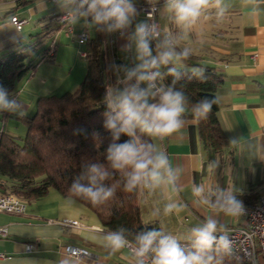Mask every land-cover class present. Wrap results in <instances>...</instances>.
<instances>
[{
    "label": "crops",
    "instance_id": "obj_1",
    "mask_svg": "<svg viewBox=\"0 0 264 264\" xmlns=\"http://www.w3.org/2000/svg\"><path fill=\"white\" fill-rule=\"evenodd\" d=\"M140 2L132 0L136 14L131 24L120 29L117 35L112 58L114 74L109 77L108 90H123L136 82L135 78L127 79V72L140 63L135 29L138 24L146 23L139 10ZM60 4V0L58 3L0 0V59L17 47L30 46L29 37L40 28L43 31L39 34L50 31L49 38L44 39L50 44L44 54L54 48L50 58L43 56L38 64L33 63L35 70L21 78L16 83L15 93L7 96L16 101L18 107L0 109V131L24 135L27 127L16 116H32L40 96L72 91L86 74V59L78 54L83 58L79 60L75 51L64 43L77 40L76 35L67 34L65 26L54 18L65 12L59 8ZM209 9L210 15L200 16L195 24L184 28L176 23L175 13L169 11L167 5L162 6L158 15L162 35L152 51L155 56L157 45L166 39L173 40L176 52L189 51L187 58L162 65L161 73L170 68L198 70L200 65H210L222 76L217 90V116L229 139L225 153H216L205 146L197 119L188 115L190 110L185 105L184 124L178 132L167 137H152L156 151L163 152L168 159L173 183L155 188L140 187L137 196L143 220L156 223L162 234L183 242L193 241L192 230L203 227L209 219L217 222V228L243 224L242 215L228 216L213 207L221 192H231L235 197L242 195L251 204L264 192V0H220L219 7L216 0H211L202 12ZM221 9L223 15H219ZM13 15L26 19L22 28L12 23ZM87 19L93 20L91 15ZM98 25L90 28L89 23L82 21L79 26L74 23L73 27L75 33L88 29L93 36ZM209 25L212 28L208 32L205 26ZM105 31L109 42L106 28ZM209 33L214 38L207 45ZM82 47L86 50V44ZM140 87L147 85L141 83ZM60 89L65 90L56 93ZM196 187L204 189L201 196L193 194ZM169 204L175 207L171 213H165ZM63 218L78 219L89 227L76 228L57 222ZM51 219L54 222H50ZM2 225L7 227L8 234L0 236V253L6 255L0 257V264H136L129 247L113 253L105 246L103 236L111 231L93 211L55 189L26 203L23 213L0 212ZM27 243L35 244L30 252L26 250ZM66 245L87 248L96 258H74L66 252ZM258 264H264L263 257L258 258Z\"/></svg>",
    "mask_w": 264,
    "mask_h": 264
},
{
    "label": "trees",
    "instance_id": "obj_2",
    "mask_svg": "<svg viewBox=\"0 0 264 264\" xmlns=\"http://www.w3.org/2000/svg\"><path fill=\"white\" fill-rule=\"evenodd\" d=\"M85 44L87 70L78 87L60 95L40 96L32 116H16L27 127L24 135L0 131V194H14L30 203L55 189L93 211L108 231L123 229L126 240L136 246L138 235L160 230L156 223L145 222L141 216L137 204L140 187L131 192L125 190V173L129 169H113L106 158L113 135L105 127L106 113L110 111L105 97L109 77L114 74L112 58L116 42L112 44L110 38L108 42L105 25H98L95 35L91 36L89 32V40ZM34 49L32 45L17 47L0 59V87L8 96L15 93L16 83L21 78L35 70V64L27 62ZM53 50L51 48L44 54V58H50ZM176 73L170 74L169 69L161 73L160 86L182 92L191 117H194L192 108L200 101L205 98L216 100L205 118L196 119L205 146L216 153H225L229 139L217 116V90L222 76L210 65H200L198 70L176 69ZM136 136L141 143L153 145L152 136L139 129ZM130 139L121 134L116 143ZM92 164L104 166L109 175L100 183L113 190L111 198L96 205L72 191V184L77 180L88 185V180L81 177H86ZM242 197L236 196L243 205H251ZM177 242L186 254L196 251L193 246L189 247L193 241ZM209 254L212 256L211 264H249L223 250L213 249Z\"/></svg>",
    "mask_w": 264,
    "mask_h": 264
},
{
    "label": "clouds",
    "instance_id": "obj_3",
    "mask_svg": "<svg viewBox=\"0 0 264 264\" xmlns=\"http://www.w3.org/2000/svg\"><path fill=\"white\" fill-rule=\"evenodd\" d=\"M210 2L211 0H166V5L169 11L175 13L176 23L188 28L195 24L202 10L209 7ZM219 4L220 0H216L217 7ZM135 14L136 8L132 0H79V5L72 12V18L75 21L77 15H91L94 23L106 25L108 31H114L127 28ZM219 15H223V9ZM158 36L154 26L150 27L144 23L136 26L137 59L140 63L134 70L127 72V79L135 78L136 82L123 90L109 89L105 97V103L110 110L106 113L105 127L111 130L113 135V143L107 149L106 158L113 169H129L125 173V190L129 192L138 187L155 188L162 184H171L174 180L166 155L156 151L151 144L141 143L136 136L139 129L152 137H167L178 132L184 124V94L172 87H158L156 82L161 78L162 65L187 58L189 51L185 49L176 52L172 42L166 39L157 45V54L154 56L150 42ZM169 73L177 75L175 68L169 69ZM141 83H145L147 87L141 88ZM7 96V92L0 87V109H16L17 102L9 100ZM149 100L154 102L149 103ZM214 103V99L205 98L200 101L192 108L194 117L205 118ZM23 114L22 112L21 115ZM121 134L132 139L116 143ZM108 175L103 165L92 164L87 169L86 177H81L88 180V185L77 180L72 184V191L78 196L86 197L94 205L102 203L113 196V190L103 187L100 183ZM203 191L202 187H196L193 194L201 196ZM174 207L172 204L167 205L165 213H171ZM213 207L228 216H238L244 212L243 203L231 192H221ZM216 232L217 222L212 219L203 227L193 229V247L196 251L186 254L174 237L150 230L137 236L136 247L132 252L136 264H211L212 256L209 253L214 247L228 251L231 245L226 236L218 237ZM103 240L105 246L113 253L129 246L123 229L108 232L103 236Z\"/></svg>",
    "mask_w": 264,
    "mask_h": 264
},
{
    "label": "built area",
    "instance_id": "obj_4",
    "mask_svg": "<svg viewBox=\"0 0 264 264\" xmlns=\"http://www.w3.org/2000/svg\"><path fill=\"white\" fill-rule=\"evenodd\" d=\"M58 3L59 0H50ZM79 5V0H76ZM166 4V0H141L139 3V10L146 18L147 25L154 26L156 31L159 33L157 38H154L150 42V47L153 51L156 41L161 37V25L158 20L160 8ZM87 6H85L86 8ZM55 20L65 26L67 34L76 35L78 43L80 45L85 44L89 40V32L87 29L75 33L74 27L72 25V12L65 11L57 14ZM12 23L17 28H22L26 23V19L20 18L18 15H13L11 19ZM107 30V26L105 25ZM108 36L111 43L114 44L117 39L119 30L108 31ZM170 40V39H169ZM171 41V40H170ZM172 42V41H171ZM53 48V46H52ZM79 54L81 57L87 56L86 50H80ZM254 59L257 58V54H254ZM160 78L157 80V86L161 87L159 84ZM26 202L21 200L14 194H0V212H8L20 214L25 211ZM243 217V224L240 226H230L228 228H217L216 235L226 236L230 242V249L228 251L222 248L214 247L215 250H223L228 255L235 259H241L249 264H258V258H264V193L258 198L257 203L251 205H244V212L241 214ZM54 222V220H50ZM58 223L65 226H71L76 228H88L89 226L78 219L73 218H63L57 220ZM8 234V229L6 226H0V236H5ZM190 246H193V243ZM129 249L132 251L136 246L129 242ZM35 248L34 243H27L26 250L28 252ZM66 252L74 258H96V256L91 253L87 248L78 247L74 245H66ZM0 257H6L5 254L0 253Z\"/></svg>",
    "mask_w": 264,
    "mask_h": 264
},
{
    "label": "rangeland",
    "instance_id": "obj_5",
    "mask_svg": "<svg viewBox=\"0 0 264 264\" xmlns=\"http://www.w3.org/2000/svg\"><path fill=\"white\" fill-rule=\"evenodd\" d=\"M60 5H59V8L62 10H70L71 12H73V10L77 7V2H76V0H75V3H73V0H60ZM166 5V4H165ZM164 6V5H163ZM160 11V10H159ZM10 14V13H9ZM211 14V10L209 9V10H207V12L206 11H203L202 12V14H201V18H203L204 16H208V15H210ZM87 17L88 16H80V15H77L76 16V18H75V21H73V19H72V25L74 24V23H76V24H78V26L81 24V22L83 21L84 23H89V27L90 28H93V27H95V25H96V23H94V21L93 20H88L87 19ZM216 19H218V17L216 18ZM215 19V20H216ZM205 28H207V30L208 29H211L212 28V26L211 25H209V26H205ZM43 30L40 28V30L37 32L36 31V33H34V35L33 36H30L29 37V44L30 45H32V46H35V49L31 52V54H30V56H29V58L27 59V62L29 63V62H33V63H35V64H38L39 62H40V60L42 59V57H43V55H44V52L45 51H47V46H49L50 44H48V42L47 41H45L44 39H48L49 38V36H50V31H48V29L47 30H45L42 34H39V33H41ZM66 32V31H65ZM208 32H209V30H208ZM161 34H162V28H161ZM75 35V34H74ZM211 38H214L212 35H211V33H209V35L207 36V39H208V41H206V44L208 45V44H210V42H211ZM191 39V38H190ZM172 41V44H173V40H171ZM64 43L68 46V48L69 49H72V50H74L75 51V53H76V56L78 57L79 55V51L80 50H84V47H82V45H80L78 42H77V40H76V38H74L73 40L71 39L70 41H64ZM205 44V45H206ZM55 47V46H54ZM77 50H78V52H77ZM208 53V52H207ZM78 59L79 60H81L82 61V59L83 58H79L78 57ZM257 59V58H256ZM63 90H65V89H60V90H57L56 91V93H58V94H60L61 92H63ZM46 92H48L49 94H51V92H49V91H46ZM264 193V192H263ZM263 193L261 194V195H263ZM260 195V196H261ZM259 196V197H260ZM257 203V202H256ZM101 229V228H100Z\"/></svg>",
    "mask_w": 264,
    "mask_h": 264
},
{
    "label": "water",
    "instance_id": "obj_6",
    "mask_svg": "<svg viewBox=\"0 0 264 264\" xmlns=\"http://www.w3.org/2000/svg\"><path fill=\"white\" fill-rule=\"evenodd\" d=\"M149 102H151V100H149Z\"/></svg>",
    "mask_w": 264,
    "mask_h": 264
}]
</instances>
